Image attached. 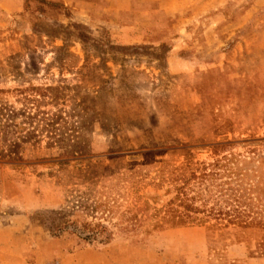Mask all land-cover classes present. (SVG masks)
Returning a JSON list of instances; mask_svg holds the SVG:
<instances>
[{"label": "rangeland", "instance_id": "374dc122", "mask_svg": "<svg viewBox=\"0 0 264 264\" xmlns=\"http://www.w3.org/2000/svg\"><path fill=\"white\" fill-rule=\"evenodd\" d=\"M78 1L0 0V223L27 222L28 263L264 264V236L151 226L191 161L226 155L264 202V5L173 25Z\"/></svg>", "mask_w": 264, "mask_h": 264}, {"label": "trees", "instance_id": "16d2710c", "mask_svg": "<svg viewBox=\"0 0 264 264\" xmlns=\"http://www.w3.org/2000/svg\"><path fill=\"white\" fill-rule=\"evenodd\" d=\"M76 37L81 41L87 38L82 33H77ZM224 146L227 144L211 147ZM220 148L213 154L224 151ZM229 160L226 155H221L211 162L191 161V172L179 184L172 186L173 195L162 206L163 209L152 215L154 221L151 226L158 230L188 224L203 226L205 230L235 227L233 234L249 233L261 239L264 236V202L257 194L252 195L249 184L243 186V177L239 178L234 173ZM160 211L164 212L161 216L158 214Z\"/></svg>", "mask_w": 264, "mask_h": 264}, {"label": "crops", "instance_id": "0c3cea01", "mask_svg": "<svg viewBox=\"0 0 264 264\" xmlns=\"http://www.w3.org/2000/svg\"><path fill=\"white\" fill-rule=\"evenodd\" d=\"M76 3H81L78 0H68ZM220 0H93L85 5L89 6L88 17L91 19L101 18L108 10V2H121V6L116 8L120 15L130 16L132 19L140 17L151 18L156 14L165 17L174 18L173 25L179 22V25L185 22L197 20L202 14L209 12L211 9L218 7ZM87 2V1H86ZM259 5H264V0H256ZM244 10L240 14L242 18V25L251 21V9ZM75 9H78L75 6ZM179 14V16H178ZM151 25V24H150ZM259 29L262 31L259 36L256 50L264 54V16L259 18ZM182 62V61H181ZM184 64L187 60H184ZM264 65V62H260ZM26 223L24 219L18 217H10L7 222L0 223V264H29L28 257L36 256L39 249L33 237H30L28 229L26 230ZM182 231H190L188 227H180ZM232 246L238 247V243ZM211 264V263H204ZM226 264H246L243 261H235L231 259Z\"/></svg>", "mask_w": 264, "mask_h": 264}, {"label": "built area", "instance_id": "2783aa9c", "mask_svg": "<svg viewBox=\"0 0 264 264\" xmlns=\"http://www.w3.org/2000/svg\"><path fill=\"white\" fill-rule=\"evenodd\" d=\"M45 264H59V262H57V261H55V260H54V261L52 260V261H49V262H47V263H45Z\"/></svg>", "mask_w": 264, "mask_h": 264}]
</instances>
